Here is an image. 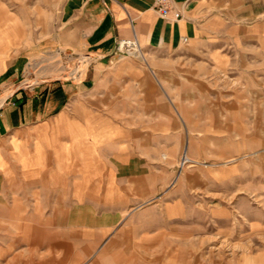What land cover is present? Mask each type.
Returning <instances> with one entry per match:
<instances>
[{
    "label": "rangeland",
    "instance_id": "rangeland-1",
    "mask_svg": "<svg viewBox=\"0 0 264 264\" xmlns=\"http://www.w3.org/2000/svg\"><path fill=\"white\" fill-rule=\"evenodd\" d=\"M80 1L0 0V54L25 67L12 89L78 79L67 54L45 68ZM247 3L215 22L224 35L142 56L117 44L97 102L79 103L103 115L81 165L59 157L49 180L0 190V264H264V0Z\"/></svg>",
    "mask_w": 264,
    "mask_h": 264
},
{
    "label": "crops",
    "instance_id": "crops-1",
    "mask_svg": "<svg viewBox=\"0 0 264 264\" xmlns=\"http://www.w3.org/2000/svg\"><path fill=\"white\" fill-rule=\"evenodd\" d=\"M90 1L88 9L86 0L79 2L86 7L76 16L79 25L51 38L46 47L49 62L45 69L54 68L50 61L55 52L67 54L62 67L70 68L75 60L73 68L82 71L77 80L45 76L36 79L31 93L23 87L12 89L25 67L17 60L8 63V57L0 54V190L11 181L34 187L49 180L59 157L67 164L77 159L75 165H81L86 145L101 140L103 115L100 110L79 108V103L97 102V94L90 90L97 87L99 69L110 62L121 40H133L138 46L131 44L130 50L140 56L139 47L175 50L184 42L226 34L225 29H215V22L225 27L236 16L245 19L248 6L247 0H170L181 15L171 20L160 16L154 0ZM82 57L89 62L84 65ZM111 122L105 131L116 140L118 127Z\"/></svg>",
    "mask_w": 264,
    "mask_h": 264
},
{
    "label": "built area",
    "instance_id": "built-area-1",
    "mask_svg": "<svg viewBox=\"0 0 264 264\" xmlns=\"http://www.w3.org/2000/svg\"><path fill=\"white\" fill-rule=\"evenodd\" d=\"M154 7L163 18L178 20L181 16L180 12L172 7L170 0H154Z\"/></svg>",
    "mask_w": 264,
    "mask_h": 264
},
{
    "label": "bare ground",
    "instance_id": "bare-ground-1",
    "mask_svg": "<svg viewBox=\"0 0 264 264\" xmlns=\"http://www.w3.org/2000/svg\"><path fill=\"white\" fill-rule=\"evenodd\" d=\"M127 47H131V44L130 45H126Z\"/></svg>",
    "mask_w": 264,
    "mask_h": 264
}]
</instances>
